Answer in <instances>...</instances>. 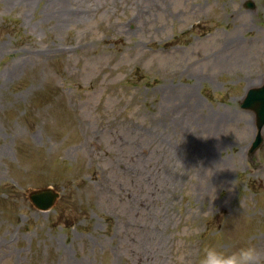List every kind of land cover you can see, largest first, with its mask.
Here are the masks:
<instances>
[{"label": "rangeland", "instance_id": "obj_1", "mask_svg": "<svg viewBox=\"0 0 264 264\" xmlns=\"http://www.w3.org/2000/svg\"><path fill=\"white\" fill-rule=\"evenodd\" d=\"M244 1L0 0V264L264 249V142L250 154L240 106L264 81V0Z\"/></svg>", "mask_w": 264, "mask_h": 264}, {"label": "water", "instance_id": "obj_2", "mask_svg": "<svg viewBox=\"0 0 264 264\" xmlns=\"http://www.w3.org/2000/svg\"><path fill=\"white\" fill-rule=\"evenodd\" d=\"M245 6L253 8L255 3L253 0H247ZM241 106L249 108L256 113L257 134L255 140L252 143L250 152H255L262 144L264 137L262 134V128L264 126V84L257 87H252L248 90L245 98L241 102ZM59 193L55 192L51 188H41L37 190H31L29 197L33 203L41 209H47L53 205Z\"/></svg>", "mask_w": 264, "mask_h": 264}, {"label": "clouds", "instance_id": "obj_3", "mask_svg": "<svg viewBox=\"0 0 264 264\" xmlns=\"http://www.w3.org/2000/svg\"><path fill=\"white\" fill-rule=\"evenodd\" d=\"M196 264H264V249L251 241L232 250L209 242L200 249Z\"/></svg>", "mask_w": 264, "mask_h": 264}, {"label": "bare ground", "instance_id": "obj_4", "mask_svg": "<svg viewBox=\"0 0 264 264\" xmlns=\"http://www.w3.org/2000/svg\"><path fill=\"white\" fill-rule=\"evenodd\" d=\"M59 3V2H58Z\"/></svg>", "mask_w": 264, "mask_h": 264}]
</instances>
